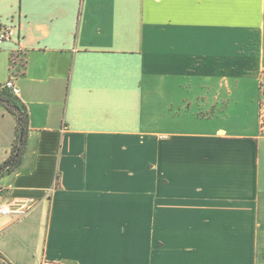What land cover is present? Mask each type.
<instances>
[{"label":"crops","instance_id":"obj_1","mask_svg":"<svg viewBox=\"0 0 264 264\" xmlns=\"http://www.w3.org/2000/svg\"><path fill=\"white\" fill-rule=\"evenodd\" d=\"M10 24L30 131L0 203L29 212L0 215L5 261L264 264V0H0Z\"/></svg>","mask_w":264,"mask_h":264},{"label":"trees","instance_id":"obj_2","mask_svg":"<svg viewBox=\"0 0 264 264\" xmlns=\"http://www.w3.org/2000/svg\"><path fill=\"white\" fill-rule=\"evenodd\" d=\"M0 107H6L14 112L17 121L16 140L12 148V154L0 165L1 176L5 170H14L21 163L27 145L28 132L30 131V114L26 105L20 101L15 93L6 88L0 91Z\"/></svg>","mask_w":264,"mask_h":264},{"label":"built area","instance_id":"obj_3","mask_svg":"<svg viewBox=\"0 0 264 264\" xmlns=\"http://www.w3.org/2000/svg\"><path fill=\"white\" fill-rule=\"evenodd\" d=\"M16 32V26L14 24L6 25L4 27H0V41H8L13 38ZM21 63V62H20ZM22 65V63H21ZM19 64L17 61V56L14 55L12 58V68L9 79L2 85H0V91L4 88L12 90L15 95L17 96L20 93V89L16 86V74L19 71L17 70ZM22 68V67H20ZM259 88H260V102H259V129L260 133L264 134V69L261 73V76H259ZM27 212H29L28 207H20V208H12L7 203H0V215L5 214H15L20 217H24ZM0 264H10L9 262L5 261L0 256ZM41 264H62L61 261H58V259H45L41 261Z\"/></svg>","mask_w":264,"mask_h":264},{"label":"rangeland","instance_id":"obj_4","mask_svg":"<svg viewBox=\"0 0 264 264\" xmlns=\"http://www.w3.org/2000/svg\"><path fill=\"white\" fill-rule=\"evenodd\" d=\"M260 92H261V91H260ZM260 92H259V93H260Z\"/></svg>","mask_w":264,"mask_h":264}]
</instances>
